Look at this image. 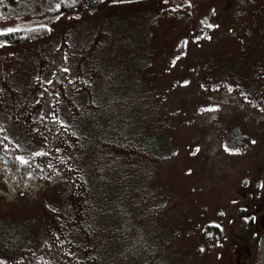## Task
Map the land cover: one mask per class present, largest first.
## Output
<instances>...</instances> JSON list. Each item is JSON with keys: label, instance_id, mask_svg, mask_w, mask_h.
<instances>
[{"label": "rangeland", "instance_id": "374dc122", "mask_svg": "<svg viewBox=\"0 0 264 264\" xmlns=\"http://www.w3.org/2000/svg\"><path fill=\"white\" fill-rule=\"evenodd\" d=\"M58 3L0 4V29L49 28L0 43V151L36 171L21 191L0 165V264H100L111 238V264H264V0ZM109 169L138 203L92 228Z\"/></svg>", "mask_w": 264, "mask_h": 264}, {"label": "trees", "instance_id": "16d2710c", "mask_svg": "<svg viewBox=\"0 0 264 264\" xmlns=\"http://www.w3.org/2000/svg\"><path fill=\"white\" fill-rule=\"evenodd\" d=\"M104 0H59V8H55L54 12L60 13V12H66V11H72L76 10L80 5L86 4L90 8H95L99 6ZM18 0H0V4H15ZM49 32V28L45 27V25H38L33 26L29 28H20L17 30H10L8 32H0V43H4L7 41V43H25L29 42L31 40L37 39L40 36H43ZM103 111L98 114V116H95L94 118L91 115H88L84 118V121L81 122L80 131L83 133L84 131L87 132V134L84 132L83 135H85V141H91L93 136L98 134H102L103 136H108L110 132L112 131V125L114 124L112 122V116L110 115L112 110H109V104L103 103ZM132 124V123H128ZM88 125V126H87ZM136 125H134L135 127ZM133 128L132 126L129 127L130 129ZM128 129V128H127ZM83 130V131H82ZM129 133V132H128ZM127 135L129 136V139L134 138L137 136V139L144 141V144H146L147 148L150 151H157L162 148L163 141L156 140L157 137L155 135H152L150 133L143 134L142 132L137 133H129ZM154 136V137H150ZM85 142V143H86ZM162 144V146H160ZM87 146V145H86ZM114 170L109 169V173L107 174V180L102 183L100 186V192L99 194L96 192V189L93 188L94 191V197L92 200V206L91 207V219H90V227L95 228L97 221H101L103 225L112 224V211L114 212H120L118 215V223H121L123 220V217H128L130 211H134L135 205L138 203V201H133L132 205H130V202L132 201L130 189L128 187H125V179L128 175H125L123 171L119 170V172H115L118 177H121L120 179L114 178ZM133 173V170H132ZM126 176V177H125ZM129 178V177H127ZM93 179L91 178V181ZM109 180L113 182V188L109 185ZM95 181H92L94 184ZM91 184V183H90ZM93 216V217H92ZM121 225V224H119ZM206 232H211L215 236H220L222 234L220 226L219 225H213L208 224L205 227V230L203 234ZM216 237H213V240L216 241ZM112 238L109 241V246L106 249H103L100 253V264H111V258L110 255L112 254ZM108 243H106L107 245ZM123 244H127L124 243ZM105 245V246H106ZM125 248V246H124Z\"/></svg>", "mask_w": 264, "mask_h": 264}, {"label": "flooded vegetation", "instance_id": "af4514ba", "mask_svg": "<svg viewBox=\"0 0 264 264\" xmlns=\"http://www.w3.org/2000/svg\"><path fill=\"white\" fill-rule=\"evenodd\" d=\"M56 79L60 82V84H63L62 76L56 77ZM55 124L54 122H52ZM51 123V124H52ZM50 124V123H49ZM55 130V129H54ZM56 131V130H55ZM37 164L33 167H40L44 168L45 166L43 164H40L39 161L36 162ZM39 163V165H38ZM0 165L3 169V172L7 176V185L14 186L19 188L21 191H25L28 189L27 187L32 184V180L30 178L33 177L36 174V171L30 168H26L25 171L16 170L14 166L12 165V159L5 153L0 151Z\"/></svg>", "mask_w": 264, "mask_h": 264}, {"label": "snow or ice", "instance_id": "6c2138e0", "mask_svg": "<svg viewBox=\"0 0 264 264\" xmlns=\"http://www.w3.org/2000/svg\"><path fill=\"white\" fill-rule=\"evenodd\" d=\"M185 2H186V3H191V0H185ZM56 7L59 8L60 5L57 4ZM209 26H211V25H209ZM45 27H47V25H45ZM0 31L8 32V31H10V29H8V28H2V29H0ZM195 39H199V37H195ZM5 43H7V41H5ZM181 83H183V84H187V83H189V82H188L187 80H184V81H181ZM209 107H213V108H214V107H218V106H217V105H210ZM61 123H63V121H61ZM4 147L7 148L8 145L5 144ZM17 147H18V146H17ZM228 151L238 152V151H240V149H237V148H228ZM40 152H41V154H42V153H43V149H41ZM17 158L20 160L21 163H24V164H27V163H28V158H26V157L23 156V155H20V156H18ZM49 167H51V165H49ZM189 171H191V170L189 169Z\"/></svg>", "mask_w": 264, "mask_h": 264}]
</instances>
